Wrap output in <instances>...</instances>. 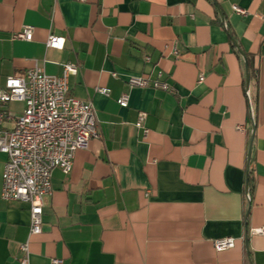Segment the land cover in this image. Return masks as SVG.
<instances>
[{
  "label": "crops",
  "instance_id": "crops-1",
  "mask_svg": "<svg viewBox=\"0 0 264 264\" xmlns=\"http://www.w3.org/2000/svg\"><path fill=\"white\" fill-rule=\"evenodd\" d=\"M23 27L29 42L13 38ZM67 64L68 95L92 103L99 137L68 174L53 170L32 237L28 204L1 198L0 152V264H21L25 243L28 264H264V235L250 234L264 228V0H0V88ZM159 73L171 92L127 83ZM224 237L235 247L215 252Z\"/></svg>",
  "mask_w": 264,
  "mask_h": 264
},
{
  "label": "built area",
  "instance_id": "built-area-1",
  "mask_svg": "<svg viewBox=\"0 0 264 264\" xmlns=\"http://www.w3.org/2000/svg\"><path fill=\"white\" fill-rule=\"evenodd\" d=\"M241 15L245 11L233 7ZM32 27H23L13 38L31 41ZM65 39L49 35L46 47L62 50ZM174 53L177 52L174 49ZM146 61L149 59L146 57ZM77 67L64 65L60 77L46 75L37 65L24 75L10 76L0 88V152L6 155L2 171L1 198L20 201L29 206V237L42 232L43 199L52 194L51 178L54 169L68 174L73 166L75 153L86 149L92 138H98L95 110L92 103L82 102L68 95L67 78L76 74ZM115 76V74H113ZM159 73L154 79L129 77L130 87L159 89L171 92L170 85L161 80ZM199 77L198 82H202ZM96 93L108 96L105 88H96ZM11 102H21L24 109L14 118L7 110ZM117 104L126 108V95L117 99ZM144 114L136 123L141 127ZM10 122L11 126L6 127ZM251 235H264V228L252 229ZM235 247V239L224 237L213 241L215 252L220 253ZM21 264H28V243L21 246ZM51 264H61L52 260Z\"/></svg>",
  "mask_w": 264,
  "mask_h": 264
},
{
  "label": "water",
  "instance_id": "water-1",
  "mask_svg": "<svg viewBox=\"0 0 264 264\" xmlns=\"http://www.w3.org/2000/svg\"><path fill=\"white\" fill-rule=\"evenodd\" d=\"M232 44L237 49V51L242 55V57L245 58L244 53L240 50V48L238 47V45L236 44V42L235 41H232ZM249 82H250V73H249L248 64L245 61V87H246V89H248V87H249ZM253 131H254V127L252 125L251 142H252V139H253ZM250 152H251V149L249 148V151H248V165H247V171H246L247 183H248V177H249V159H250Z\"/></svg>",
  "mask_w": 264,
  "mask_h": 264
},
{
  "label": "trees",
  "instance_id": "trees-1",
  "mask_svg": "<svg viewBox=\"0 0 264 264\" xmlns=\"http://www.w3.org/2000/svg\"><path fill=\"white\" fill-rule=\"evenodd\" d=\"M248 65H249L248 67L250 68V64H248Z\"/></svg>",
  "mask_w": 264,
  "mask_h": 264
}]
</instances>
